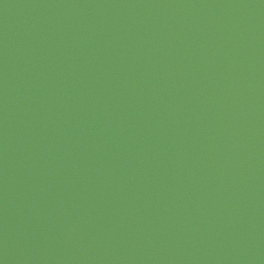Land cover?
Masks as SVG:
<instances>
[{"label":"water","instance_id":"1","mask_svg":"<svg viewBox=\"0 0 264 264\" xmlns=\"http://www.w3.org/2000/svg\"><path fill=\"white\" fill-rule=\"evenodd\" d=\"M0 264H264V0H0Z\"/></svg>","mask_w":264,"mask_h":264}]
</instances>
